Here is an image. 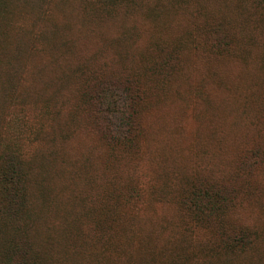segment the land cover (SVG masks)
Listing matches in <instances>:
<instances>
[{"label":"rangeland","instance_id":"1","mask_svg":"<svg viewBox=\"0 0 264 264\" xmlns=\"http://www.w3.org/2000/svg\"><path fill=\"white\" fill-rule=\"evenodd\" d=\"M137 1V6L123 7L113 15L122 23L119 28H108L104 36L103 29H99L97 38L86 47L77 65L86 68L85 74L94 70H103L110 75L141 74L144 83L149 79L145 71L149 63L161 59V47L166 50L180 46L179 67H186L187 75L177 79V74L170 75L159 83L157 80L145 82L151 87L140 110L142 136L131 152L119 151L114 157L99 147L97 137L86 132L90 129L91 119L84 107L76 102L78 75L73 73L68 77L66 93L30 89L28 84V92L23 94L20 88L27 81L31 83L29 69L33 64L46 61L47 56L50 58L55 54V51L45 53L48 47L42 43V38L47 26V12L51 13V19L61 23V11H53V8L62 0H33V5L15 8L9 16L6 13L3 16L2 19L6 22L9 19L10 23L5 41L16 38L23 54L22 64L10 65V69L23 67H19L21 78L17 79V84L21 83L16 88L20 93L9 95L8 100L0 103V132L6 126L2 134L7 138L2 139L3 142L11 141L14 128H17L14 123L7 124L11 114L17 112L13 102L15 97L16 101L29 98L23 114L29 115V123L34 128H40L39 122L44 125L43 142L47 143L48 137L51 140L56 138V143H60L73 132L67 143L84 148L78 140L90 143L89 136L95 139L93 156L87 161L65 154L61 149L63 157H57L59 169L56 175L48 167L49 160H54L49 155L51 148H44L47 150V167L41 169L46 164L41 158L35 163L33 178L29 182L32 190L30 209L42 216L40 221L44 223L47 222V212L51 211L71 215L75 214L74 211L86 212L108 205L124 208L128 207L126 193L140 186L143 194L140 200L133 202L134 207L172 218L178 214L179 196L195 179L218 180L235 189L238 220L258 228V238L252 249L232 255L222 252L218 264L229 263L225 256H229L233 264H264V164H256L249 172L237 173L246 149L257 145L264 147V124L254 104V97L264 99V23H260L253 0ZM81 15L85 18L83 13ZM216 20L223 21L233 37L236 49L232 53H207L203 49L205 37L194 31L207 21ZM52 27L47 28L48 43ZM130 27L132 31H129ZM190 31L195 33L196 41L190 39ZM41 45L46 51L41 49L43 51L38 52L37 47ZM240 61L245 62L251 74L245 81L232 68L236 72H232L229 79L228 70H231L228 64ZM209 70L219 71L230 83L216 84V76L211 78V74L208 81L203 82ZM206 90L213 94L214 109L206 107ZM47 100L56 111H47ZM34 101L38 104L35 105ZM197 127H202L199 135L196 134ZM210 130H215L216 136L223 138H212L208 135ZM43 142H34L33 149L37 150ZM108 158L110 161L106 163ZM110 192L115 194L113 201H110ZM192 246L189 248L198 249L197 243ZM187 252L191 250L187 249ZM84 264L92 263L85 261Z\"/></svg>","mask_w":264,"mask_h":264},{"label":"trees","instance_id":"2","mask_svg":"<svg viewBox=\"0 0 264 264\" xmlns=\"http://www.w3.org/2000/svg\"><path fill=\"white\" fill-rule=\"evenodd\" d=\"M252 3L263 24L264 0H253ZM137 4V0H62L55 4L53 11H61L63 19L61 23L56 22L47 12V26L42 38V43L48 47L45 53L55 51V54L50 58L47 56L46 61L33 64L29 69L31 83L27 81L20 87L23 94L28 92L29 85L30 89L39 91L51 89L54 93H66L68 77L73 73L78 75L76 102L84 107L92 122L89 121L88 125L91 131H85L97 137L101 144L98 146L105 148L103 151L106 150L112 157L119 151L131 152L142 136L140 110L151 87L145 82L157 80L159 83L174 74H177L176 79L187 75L186 67H179L180 46L166 50L161 47V59L149 63L145 70L149 79L144 83L141 82V74L110 75L103 70L85 74L86 68L77 65L86 47L97 38L99 29H103L104 36L108 28H119L122 23L113 15L123 7ZM31 5L33 0H0V103L8 100L9 95L20 93L17 89L21 83L17 84V79L21 78L19 67L22 66L10 69V65L22 64L23 56L16 38L5 41L10 23L9 19L7 23L2 18L5 13L7 16L13 13L15 8ZM50 26L53 27L49 30L51 38L48 43L47 28ZM129 31H132L131 27ZM194 31L205 37L203 49L207 53H232L236 49L230 31L221 20L207 21ZM195 33L189 32L190 39L194 41L197 40ZM118 41L121 42L120 39ZM37 49L40 52L46 48L41 45ZM228 66L231 70H228L229 79L231 73L236 72L232 68L245 81L251 74L243 61ZM210 74L211 78L216 76V84L230 83L217 70H209L202 81H208ZM262 89L264 96V86ZM206 92V107L214 109L213 94ZM257 99L258 96L254 97V104L264 124V99ZM28 100V97H23V100L18 98L17 101L15 97L13 100L17 112L11 114L7 124L14 123L17 128H14L11 141L3 142L7 140L2 134L6 126L0 132V264H84L85 261L92 264H218L222 252L232 255L253 248L258 238V228L243 223L242 219L238 220L240 214H236L235 189L222 181L211 179H195L190 188L179 196L176 217L170 218L159 212L134 207L133 202L140 200L143 194L142 188L136 186L125 195L128 207L108 205L86 212L74 211L75 214L71 215L51 211L47 212V222L42 223V216H37L30 209L29 194L32 190L29 189V182L33 178L35 163L40 158L42 162L47 161V150L44 148H51L49 155L54 160H49L48 167L56 175L59 169L56 160L63 157L61 149L65 154L87 161L93 156L95 139L89 136L90 143L78 140L84 148L67 143L73 132L60 143H56V138L51 140L48 137L47 143L43 142L44 125L39 122L40 128H34L29 123V115L23 114ZM33 103L38 104L37 101ZM46 105L48 112L56 111L50 101L47 100ZM201 133L202 127H197L196 134ZM208 135L214 138L216 131L210 130ZM222 138L216 136V140ZM36 141L43 143L34 150L33 143ZM261 163L264 164V147L257 145L248 148L242 154L237 173L249 172ZM45 167L47 162L41 169ZM109 197L113 201L115 194L110 192ZM198 236L205 238L199 239ZM194 243L198 244V249L189 248ZM187 249L191 252H187ZM225 257L230 260L228 264H233L229 256Z\"/></svg>","mask_w":264,"mask_h":264}]
</instances>
